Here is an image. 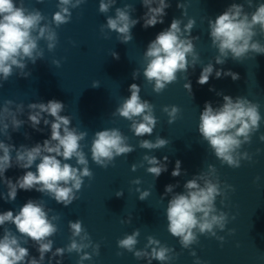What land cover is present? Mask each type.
<instances>
[{
	"label": "clouds",
	"instance_id": "1",
	"mask_svg": "<svg viewBox=\"0 0 264 264\" xmlns=\"http://www.w3.org/2000/svg\"><path fill=\"white\" fill-rule=\"evenodd\" d=\"M37 2L41 3L43 0ZM85 2L86 0H58V10L49 22L39 9L25 7L24 0H19V4L16 0H0V87L13 75L15 69L20 70V76H29L30 72L25 71L28 62L35 64L44 56L40 41L45 42L48 51H53L58 43L56 29L69 23L72 17L71 10ZM141 3L146 8L142 17L133 19L130 13L135 11L134 7L125 4L122 8H115L114 16H107L106 23L100 26L101 32L108 29L117 33L121 43H128L133 39L132 28L140 20H143L142 27L145 29L164 23V17L167 15L165 10L170 7L167 0H141ZM246 3L249 7L253 6V0H246ZM115 4L116 0H100L98 11L107 14ZM177 7L183 9L185 6L178 3ZM186 14V11L182 13ZM181 25V19L173 18L170 26L160 31L144 52L146 63L143 76L153 85V91L156 93H161L169 84L175 82L178 73L187 72L190 63L191 67L195 68L199 60L193 43L199 37L191 35L195 20L189 18L183 27ZM208 25L211 45L218 50V55L214 58L216 64L223 65L229 56L234 61L241 62L249 52L264 54V44L254 39L258 35L257 29L259 34H264V3L256 5L251 13L245 11L244 4L232 3L214 20L209 19ZM111 55L119 59L116 52L113 51ZM188 57L192 58L191 62ZM53 63L57 67L60 65L58 60H54ZM213 73L217 79L227 76L233 81L239 79L238 73L230 69L227 71L215 69L213 63L209 62L202 68L197 83L201 86L207 84ZM137 76L138 70H135L133 79ZM98 86L99 82L92 83V87ZM183 87L192 95L190 80ZM209 91L215 89L210 88ZM129 92L130 96L123 100L113 115L118 114L130 121V131L136 137L151 136L157 124L154 106L141 98V88L138 84L132 83ZM216 94L223 96V103L213 107L211 101L205 102L199 116L198 132L221 164L239 168L241 160H251V156L240 149L244 144L251 143L252 135L259 131L262 119L260 105L244 96L233 98L221 92ZM13 105L12 100H5L0 107V136L6 138L0 139V182L7 187V193H0V196L11 202L15 201L18 190H35L64 207L70 206L79 198L77 193L84 184V178L93 177L87 155L81 145L87 132L73 127L69 115H61L65 105L59 100L29 103L27 121L19 118L25 111L24 104H15L14 107ZM162 111L168 115V123L171 124L176 120L180 109L172 105L164 106ZM26 122L38 132H43L41 122L45 126H50L49 138L30 147L22 144L17 148L14 144L6 142L12 139L9 129L18 131ZM25 135L27 137V134ZM260 140L264 141V135L260 136ZM127 141L128 138L117 128L95 132L90 147L92 161L102 168H107L116 157L134 151L133 146ZM168 144L167 139L159 136L154 142L148 139L139 141V147L147 150L161 149ZM73 159L79 167L69 163ZM143 161L149 165L146 171L154 178L168 170L167 156L161 161L155 156L144 155ZM14 166L25 170L15 182L5 176L6 171ZM33 166L35 171L30 170ZM136 169L137 165L133 164L131 170ZM216 173L217 169L209 165L208 171H202L187 180L183 184L182 192L173 191L177 185L165 186L164 195L171 194L166 207L167 230L173 237L178 238L184 249L198 243L199 235L215 237L221 243L225 240V237L217 235V229L225 230L229 214L217 208L216 199L222 197L223 204L224 199H227L226 190L235 189L227 184L222 188ZM182 174L184 173L181 161L177 160L171 175L178 177ZM256 180H259V177ZM132 183L138 185L141 181L136 179ZM136 191L141 201L150 195L147 190L141 191L137 188ZM115 195L121 197L123 191H117ZM50 211L43 199H28L16 212L12 210L0 212V226L7 224L15 226V231L3 227V235L0 237V264H45L46 255L49 253L47 264L53 262L62 264L65 253L73 252L79 256L78 264H83L84 261L91 260L93 255H99L100 245L93 243L79 219L68 222L71 232L70 243L66 247H56L53 251L52 237L58 231L53 221L58 220L59 216L50 217ZM232 219H235V216ZM121 222L131 223V218ZM234 232L235 229L229 230L230 235ZM139 235V229L126 234L117 241L118 248L133 253L138 260L147 259L148 264H152L153 260L165 264L173 259L174 250L162 245L153 236L147 237L144 249L137 250ZM29 241L36 247L38 258L31 256L29 249L22 246ZM88 249L92 251L89 252ZM190 254L196 256L194 251ZM117 255L122 253L118 252ZM195 264H201L199 258Z\"/></svg>",
	"mask_w": 264,
	"mask_h": 264
}]
</instances>
